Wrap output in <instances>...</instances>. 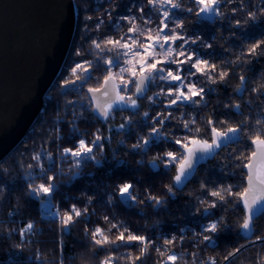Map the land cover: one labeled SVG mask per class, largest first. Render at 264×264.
I'll use <instances>...</instances> for the list:
<instances>
[{
	"label": "trees",
	"instance_id": "obj_1",
	"mask_svg": "<svg viewBox=\"0 0 264 264\" xmlns=\"http://www.w3.org/2000/svg\"><path fill=\"white\" fill-rule=\"evenodd\" d=\"M179 2L181 9H172L169 3H158L153 8L148 0H74L75 29L61 70L44 97L41 112L34 123L15 148L0 161V264H100L108 256L114 258L113 264H133L134 261L135 264H163L170 252L194 248L192 237L180 241L181 229L198 230L201 224L207 225L221 217L229 228L217 234L212 245L206 246L204 242L201 248L195 247L197 253L222 262L233 249L248 243L249 237L254 240L256 235H264V212L256 213L253 233L246 236L240 228L246 215L242 203L229 204L227 211L220 206L210 209L214 213L211 216L203 213L207 205L199 203L200 200L214 199L206 195V190L201 188L202 183L207 185L208 190L221 185H233L234 190L241 191L246 187L241 174L244 170L234 167L238 161L230 157L234 155L233 149H243L247 153L251 144L249 139L242 137L239 143L218 150L219 154L214 158L208 156L198 164L196 173L183 186L176 188V194L170 195L167 188L174 183L175 169L164 168L158 160L154 165L152 161L175 148L163 141L150 142L145 149L133 148V145L149 139L152 131L153 120L145 118V112L149 117L161 113L167 115L165 109L169 98L154 94L162 89L167 91L168 84L162 81L150 84L147 94L137 100L138 109L121 110L117 106L113 116L105 121L92 112L95 106L86 98L89 87L99 86L98 79L103 83L104 66L94 71L92 79L83 86L80 81L71 83L76 78L71 75L70 68L74 62L82 59L75 52L91 49L93 39L124 35L130 24L121 17H136L138 26L152 29L155 35L157 26L163 27L160 21L168 12L173 19L184 24V28H177V31L197 41L185 46L188 51L208 60L210 64H216L217 71L213 73L216 82L200 73L190 77L197 88L203 87L204 101L195 106H182L178 111L175 106L168 109L175 118L166 121L164 129L177 136L182 135L183 129L178 128L181 113L196 117L202 127L204 121L214 119L228 121L230 126L245 121L252 130L264 128V124H256L257 120H264V97L252 91L264 83L261 80L264 77V56H253L251 63L235 67L234 70L231 63L246 59L240 54H246L253 43L264 40V15L260 13L264 9V0H225L220 8L222 14H214L212 22L201 19L200 6L195 5L193 0ZM141 8L144 9L143 13ZM188 8L193 10L188 12ZM109 11L110 18L107 14ZM249 13H257V19L251 20L246 15ZM87 17L92 19L88 20ZM246 18L249 19L248 23L244 22ZM98 20L103 23L96 30ZM146 20L151 23L145 24ZM237 20L240 21L239 26L236 25ZM174 26L169 23L170 28ZM87 59L93 60L94 57L88 55ZM220 70L229 72L223 81L219 79ZM191 71L195 72V69ZM240 75L248 80L246 90L237 92ZM65 81L68 83L61 87ZM116 82L120 83L119 80ZM236 104L240 105L239 110L234 107ZM121 124L125 127L121 128ZM73 127L77 131L73 132ZM156 127L160 128V125ZM249 129H245V132ZM98 130L105 139L102 140L103 150L95 151L96 159L81 161L76 167L75 158L70 155L67 159L62 158L63 149L75 150L80 139H85L90 146ZM37 154H40L38 161L33 159ZM48 177L54 179L49 180ZM125 183L133 185L130 191L136 196L135 200L120 195L119 187ZM41 184H54L55 187L48 194L32 191ZM150 196L163 203L155 204L149 199ZM43 202L50 210L57 212V219L40 217L39 209ZM73 205L83 215H73L74 223L64 227L61 219L70 214ZM105 216L109 218L108 221L104 220ZM29 223L33 225L32 230L22 236L21 229H25ZM114 224L118 228H113ZM96 227L105 229V235L113 243L95 246L90 232ZM121 232L125 234V239L131 233L145 236L153 243L147 245L148 251L141 259H136L141 257V247L144 245L135 241L121 244L116 239ZM168 232H174L177 236L174 246L164 245V236ZM156 248L161 251L167 248L168 251L161 256ZM188 262L179 259L176 264H190ZM232 264H264V244L242 249L232 258Z\"/></svg>",
	"mask_w": 264,
	"mask_h": 264
},
{
	"label": "snow or ice",
	"instance_id": "obj_2",
	"mask_svg": "<svg viewBox=\"0 0 264 264\" xmlns=\"http://www.w3.org/2000/svg\"><path fill=\"white\" fill-rule=\"evenodd\" d=\"M224 2L225 0H193L195 5L200 6V13L215 14L217 16L222 14L220 8ZM158 3H169L172 9L182 8L179 0L175 3L173 0H148V4L152 5L153 8H156ZM192 10V8L187 9L188 12ZM140 11L143 13L144 9L141 8ZM260 13L264 15V9H261ZM107 14L110 18L111 12L109 11ZM246 15L253 21L257 19V13H249ZM87 19L91 20L92 17H87ZM121 19H127L130 24V27H128L124 35L119 36V38L108 37L103 40L93 39L91 40V49L88 51L77 50L75 52V55L82 59L74 62L70 68L71 75L76 78L71 83L75 84L77 81H80L81 86H83L84 83L92 79V73L94 71L104 66L105 75L103 76V83L101 84L98 79L97 84L99 86L89 87L88 93L90 96L86 98L96 102V106L91 110L98 118H102L105 121L113 116L116 111V107L114 106H119L121 110L125 108L138 109L139 105L137 100L144 96L150 84H155L157 81L168 84L167 91L162 89L161 92L154 94L169 98L168 105L165 109L167 115L161 113L149 117V114L145 112L144 117L153 120L151 125L152 131L149 134V139H145L143 143L133 145V148L145 149L150 142L159 141L170 144L171 147L175 148L174 151H165L163 155H158L152 161L154 165L158 160L163 164L164 168L171 167L175 169L176 175L173 177L174 183L170 184L167 188L170 195H175L176 188L183 186L185 181L196 173L197 163L205 159L206 156H212L214 158L219 154L218 150L225 149L232 143H239L242 137L249 139L251 144L248 146L249 151L247 153L243 149H233L234 155L230 157V159L238 161L234 167H240L242 170L246 169V171H242L241 173L245 178L246 187H243L241 191L234 190L233 185H221L208 190L207 185L202 183L201 188L206 190V195L214 199L211 201L200 200L199 203L200 205H207L203 208V213L206 216L214 215V213L210 212V209H215L218 206L223 211H227L229 204L239 205L242 203L246 215L243 218V223L240 224V228L246 236L253 233L256 213L264 212V128L252 130L249 129V125L245 121H240L235 126H230L228 121H217L214 119L204 121V126L202 127L196 117H188L186 114L181 113L178 128L183 129L182 135L177 136L174 132H169L167 129H164L165 122L175 118L173 112L168 111V109H172L175 106V109L178 111L182 106H195L204 101L203 87L197 88V85L192 82L190 77L195 76L196 73H200L207 79L216 82L213 73L217 71V65L214 63L210 64L208 60H203L188 51L185 46L190 43L195 44L197 41L187 38L178 32L177 28L182 30L184 24L173 19L168 12L164 13V19L160 21L163 27L158 25L155 30V35L152 34V29L138 26L135 22L136 17H121ZM244 22L248 23L249 19L246 18ZM102 23V20L97 21L96 30H99ZM144 23L149 24L151 21L146 20ZM169 23L175 26L170 28ZM236 25H240L239 20L236 21ZM128 33H131V35H128ZM177 41L181 43L176 44ZM207 47H211V45H207ZM157 49L160 51H157ZM96 50H99V52ZM100 53H104V55H100ZM88 55H92L94 59H87ZM240 55L241 57L246 56L247 58L231 62L233 70L235 67H242L244 64L251 63V57L253 56H264V40L253 43L246 54L242 52ZM160 57H164V59H160ZM180 57H183V59H180ZM173 65H176V67L173 68ZM182 65H188L189 67L183 68L181 67ZM192 69H195V72H192ZM185 72L187 75H182ZM228 75V71H219V79L221 81ZM116 80H119L120 83L117 84ZM247 80L248 78L246 76H239L240 84L236 88L237 92L246 90ZM261 80L264 81V77H261ZM67 83L65 81V85H61V87L66 86ZM252 91L257 93L258 96L264 97V83L253 88ZM195 97H199L200 99L197 100ZM147 98L152 99L151 97ZM68 103L71 102L69 101ZM234 107L237 110L240 109L239 104L234 105ZM157 124L160 125V128L156 127ZM256 124L262 125L264 124V120H257ZM217 125H220V127L218 128ZM120 127L123 128L125 125L121 124ZM245 129H249V131L245 132ZM75 131L77 129L73 127V132ZM103 139L105 138L99 134L98 130V134L90 142V146L85 139H80L75 150L72 148L63 149L62 158L67 159L69 155L75 158L74 166L76 167L81 164V161L96 159L95 151H101L104 148V144L102 143ZM33 159L38 161L40 154L33 156ZM76 174L78 173H73V175ZM48 179L53 180L54 177H48ZM53 187H55L54 184H48L47 186L41 184L38 188L32 189V191L48 194ZM132 188L133 185L129 183L122 184L119 187L120 195L135 200L136 196L130 191ZM149 199L155 204L163 203V201L156 197L150 196ZM89 203H91V200H89ZM109 203H111V200H109ZM84 211L86 212L87 209ZM73 215L80 217L83 213L73 205L70 209V214L61 219L62 226L67 227L70 223H74ZM104 220L108 221L109 218L105 216ZM112 227L118 228L115 224ZM32 228L33 225L29 223L25 229H21V235L23 236L25 232L31 231ZM228 228V223L221 217L206 226H202L201 231L196 233V236L201 242H206V246H209L214 243V237L217 234ZM107 231L110 232L111 229ZM90 235L95 246L103 247L106 244L113 243V241L109 240L108 235H105V229L101 227H96L91 230ZM116 239L121 244L135 241L144 245L141 247V257H137L136 259H141L148 251L147 245L153 243L145 236L131 233L125 239L123 232ZM179 239L182 242L184 238L181 236ZM176 242L177 237L173 236L170 239H165L164 245L174 246ZM256 242L264 244V235H256L255 240L249 237V243ZM244 247L246 245H241V247L233 249L224 259L229 264H232V258L236 257ZM156 251L163 256L168 249L165 248L164 251H161L160 248H156ZM192 255L195 257L196 254L193 253ZM113 259V257L108 256L100 264H113ZM179 259L181 257L175 252H170L167 256V261L163 262V264H167V262L176 264ZM133 264H135V261ZM192 264H196V261L193 260ZM206 264H217V260L210 258Z\"/></svg>",
	"mask_w": 264,
	"mask_h": 264
},
{
	"label": "water",
	"instance_id": "obj_3",
	"mask_svg": "<svg viewBox=\"0 0 264 264\" xmlns=\"http://www.w3.org/2000/svg\"><path fill=\"white\" fill-rule=\"evenodd\" d=\"M213 18L201 15L207 22ZM75 22L73 0H0V161L40 113L69 50Z\"/></svg>",
	"mask_w": 264,
	"mask_h": 264
},
{
	"label": "built area",
	"instance_id": "obj_4",
	"mask_svg": "<svg viewBox=\"0 0 264 264\" xmlns=\"http://www.w3.org/2000/svg\"><path fill=\"white\" fill-rule=\"evenodd\" d=\"M211 223V222H210ZM206 224H201L198 227V230L196 229H191V228H183L180 231V237L182 236L184 239L188 238V237H192V240L194 242V244L192 245V247H202L204 242H201L200 239L196 236V233H199L201 231L202 226H205ZM183 230V231H182ZM163 235V234H162ZM165 235V234H164ZM161 235L159 234L158 237H160ZM177 237L176 234L174 232H168L164 237L166 239H170L171 237ZM183 239V240H184ZM195 244H197V246H195ZM175 252V251H172ZM179 257H181V259L184 262H190V264H192V261L195 260L196 264L199 263H205L208 262L210 260V257H205V256H201L199 255V253H197L195 250H181L178 252H175ZM193 253H195V257L192 255ZM188 262V263H189Z\"/></svg>",
	"mask_w": 264,
	"mask_h": 264
},
{
	"label": "rangeland",
	"instance_id": "obj_5",
	"mask_svg": "<svg viewBox=\"0 0 264 264\" xmlns=\"http://www.w3.org/2000/svg\"><path fill=\"white\" fill-rule=\"evenodd\" d=\"M74 1V0H73ZM74 5H75V3H74ZM76 8V7H75ZM203 14H206V13H201V15H203ZM76 23V22H75ZM157 51H160L159 49H157ZM68 53V52H67ZM67 56V55H66ZM66 58V57H65ZM163 59H164V57H163ZM61 70V69H60ZM56 79V78H55ZM117 83V82H116ZM53 84V83H52ZM48 92V91H47ZM47 94V93H46ZM46 96V95H45ZM43 100H44V98H43ZM42 106H43V104H42ZM114 107H117V106H114ZM41 112V111H40ZM36 120V119H35ZM43 210H49L50 211V216H45V215H43V213H42V211ZM39 211H40V217L41 218H44V219H57L59 216H58V214H57V212L56 211H52V210H50V208L46 205V203L45 202H43V203H41V205H40V209H39ZM55 214V215H54ZM206 226V225H205ZM255 240V239H254ZM261 243L260 242H256V243H246L245 245H246V247H250V246H259ZM246 247H244V248H246ZM244 248H242V249H244ZM192 250H195V248H192ZM199 255H201V254H199ZM201 256H203V255H201ZM206 257V256H205ZM226 260H223L222 262H218L217 261V264H226ZM199 264H202V263H199Z\"/></svg>",
	"mask_w": 264,
	"mask_h": 264
},
{
	"label": "bare ground",
	"instance_id": "obj_6",
	"mask_svg": "<svg viewBox=\"0 0 264 264\" xmlns=\"http://www.w3.org/2000/svg\"><path fill=\"white\" fill-rule=\"evenodd\" d=\"M147 92H148V91H147ZM42 213H43V215H45V216H50V215H51L49 210H43ZM54 215H55V214H54Z\"/></svg>",
	"mask_w": 264,
	"mask_h": 264
}]
</instances>
